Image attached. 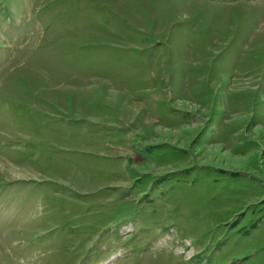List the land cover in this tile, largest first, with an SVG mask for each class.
Returning a JSON list of instances; mask_svg holds the SVG:
<instances>
[{
    "label": "rangeland",
    "instance_id": "rangeland-1",
    "mask_svg": "<svg viewBox=\"0 0 264 264\" xmlns=\"http://www.w3.org/2000/svg\"><path fill=\"white\" fill-rule=\"evenodd\" d=\"M0 264H264V0H0Z\"/></svg>",
    "mask_w": 264,
    "mask_h": 264
}]
</instances>
